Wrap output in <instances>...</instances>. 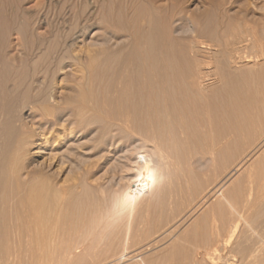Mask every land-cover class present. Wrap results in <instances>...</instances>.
Wrapping results in <instances>:
<instances>
[{
    "label": "rangeland",
    "instance_id": "obj_1",
    "mask_svg": "<svg viewBox=\"0 0 264 264\" xmlns=\"http://www.w3.org/2000/svg\"><path fill=\"white\" fill-rule=\"evenodd\" d=\"M157 15L171 35L193 41L202 60L220 63L217 48L200 40L235 22L250 24L264 42V0H0V110L8 102L0 168L6 156L18 167L2 210L17 219L3 225L14 253H0V264H207L202 249L235 213L233 201L210 191L256 139L242 135L237 151L215 163L202 135L163 153L120 121L110 96L132 52L130 28L148 33ZM263 62L234 66L229 83L208 82L210 92L262 90ZM247 164L225 186L236 206L250 208L229 248L264 232V146ZM33 176L49 183L45 230L24 213L21 194ZM263 249L236 264H264Z\"/></svg>",
    "mask_w": 264,
    "mask_h": 264
},
{
    "label": "bare ground",
    "instance_id": "obj_2",
    "mask_svg": "<svg viewBox=\"0 0 264 264\" xmlns=\"http://www.w3.org/2000/svg\"><path fill=\"white\" fill-rule=\"evenodd\" d=\"M163 19L158 15L156 18H152L148 33L143 32L141 26L132 24L133 27L130 28L133 37L132 52L128 53L126 66H123V69L120 68L121 70L114 76V88H112L115 98L110 96V99L116 104L118 103L120 121L126 125V128L131 129L127 125L135 127V130L142 132L146 141L155 144L163 153L167 152L168 148L166 150V147H169L170 144L189 143L197 138V134L198 136L202 135L209 146L207 155L215 163H223L235 153V150L237 151L236 143L238 139L242 138V135L247 138L255 136L256 141L252 142L254 144H250V148L242 152L243 155L239 156L238 160L236 159L237 162L233 163L231 169L229 168L230 170L220 178L214 188L212 187L214 191H210L222 196L224 200L233 201L235 213L227 222V227L224 230H217L212 244L204 247L201 251L207 264H236L237 257L241 255L247 261V258L257 254L264 247V232L256 230L249 236L241 237L244 238L242 242L234 243L233 246L231 244L232 247L229 248V242L233 240L232 237L236 234L239 221L245 216L246 209L241 205V208L236 206L234 203L237 200L236 195L225 190V186L231 177L257 156L264 146V88L252 90L247 95L235 93V97H229V95L220 98L216 93L210 92L208 82L218 79L229 83L234 78V72H232L234 66L240 63L242 65L243 61L264 58V42L259 41L257 36L253 37L256 31L254 32L255 28L250 24L235 22L226 29L224 28L225 30L218 32L215 37L209 38L207 41L200 40L203 46L217 48V53L221 56L220 63H217L213 58L202 60L196 57V52L199 51H196L198 47L194 50V46H191L194 42L191 41V45L189 43L187 46L181 38L171 35L166 21ZM210 65L215 68H210ZM104 93L107 94V91ZM7 104H1L0 117L6 113L7 106L5 105ZM101 105L103 106V104ZM107 108L109 109V106H106V110H108ZM113 108L111 107L110 110ZM116 114L119 116L118 113ZM114 116L116 117V115ZM117 120L119 121V119ZM8 158L7 156L3 158L0 168V193L2 196L5 195L3 202H0V253H5L8 250L13 252L10 249L12 247L9 245L8 249L9 246L6 244L10 230L8 231L9 236L6 238L7 230L4 231L3 225L8 221V224L12 223L14 216L11 211L7 213L8 209L3 207V203L6 205L12 197L10 191L12 189L9 185L12 176L10 177L9 174L17 175L18 167H15V164L12 167L13 161H7ZM31 180L34 181L31 188L26 193L19 194L22 196V202L26 205L24 213L31 215L32 220L43 228L48 222L47 215L49 213L47 214L46 209L50 205V198L44 194V191L48 189L49 183L45 178H37V176L31 177ZM258 205L260 206V204ZM3 208L7 212H3ZM247 210L249 211L250 208ZM12 225L17 224L12 223ZM12 232L14 233V231ZM40 233L43 235L42 231ZM12 234L11 237H13ZM44 234L45 236L49 235L46 232ZM243 257L240 258L243 259Z\"/></svg>",
    "mask_w": 264,
    "mask_h": 264
}]
</instances>
